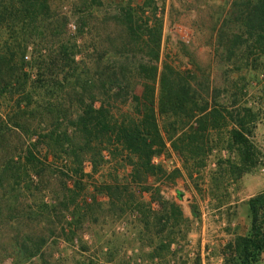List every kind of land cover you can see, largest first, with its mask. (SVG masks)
<instances>
[{
	"label": "rangeland",
	"instance_id": "rangeland-1",
	"mask_svg": "<svg viewBox=\"0 0 264 264\" xmlns=\"http://www.w3.org/2000/svg\"><path fill=\"white\" fill-rule=\"evenodd\" d=\"M239 1L242 0L53 1V10L67 16L70 30L75 34L78 28L81 31L83 37L76 34L77 44L83 56L92 55L88 66L91 71L117 67L131 74L151 76L149 71L154 68L158 77L163 71L174 72L192 86L203 84L215 90L214 104L219 109L205 117L198 115L200 104H169L163 114L156 110L162 146L152 163L160 170L141 185L149 189L141 199L130 197L143 204L145 217H140L139 222L136 214L127 209L121 219L111 221L106 217L101 230L83 224L73 235L76 225H68L72 220L69 215V219L63 217L59 183L47 179L36 184L26 178L18 183L13 179L1 183L0 264L235 263L236 245L250 230L249 200L264 194V39L235 49L227 59L228 39L239 27L238 21H232ZM127 7L131 8L136 31L145 34L142 41L131 39L118 23L121 19L117 17L121 18ZM39 22L28 26L0 21L1 72L9 71L1 59L5 43L17 37L37 39L39 29L33 28ZM221 28L227 36L222 41L218 33ZM30 53L31 48L26 53L29 59ZM100 56L105 65L96 62ZM156 83L154 96L158 99ZM147 85L151 88L152 81ZM141 88L138 87L139 94ZM7 105L8 102L0 105L2 115ZM112 108L118 120L134 118L137 113L129 100L112 104ZM245 110H249L247 115ZM236 111L245 116V130L252 144L254 158L247 165L241 164L238 147L231 141L235 125L229 116H235ZM37 140V136L29 139L11 132V146L19 148L15 160L23 157ZM46 141L35 143L40 160L50 154ZM52 159L50 154L48 160ZM53 164L55 170L64 169L57 157ZM127 164L126 153L116 148L103 153L95 167L85 161L82 186L90 200H107L98 194L100 185L129 179ZM245 169L248 171L241 172ZM68 186L73 188L72 183ZM163 201L179 207L186 225L175 219L159 233L160 227L154 225L159 217H154L153 211L162 207L173 211ZM50 204L56 205L51 213L46 208ZM119 207L116 205L113 211ZM259 214L262 216L264 211L260 209ZM146 218L149 226L143 225ZM33 244L40 250L31 257L27 250ZM257 264H264V254Z\"/></svg>",
	"mask_w": 264,
	"mask_h": 264
},
{
	"label": "trees",
	"instance_id": "trees-1",
	"mask_svg": "<svg viewBox=\"0 0 264 264\" xmlns=\"http://www.w3.org/2000/svg\"><path fill=\"white\" fill-rule=\"evenodd\" d=\"M53 1L0 0V21L27 23L29 26L40 20L39 26L33 28V31L39 29L37 39L14 38L5 43L1 54L2 63L5 62L9 71L1 72L0 64V99L4 100L0 105L8 102L4 108L6 114L0 113V184L12 179L18 183L23 178L36 184L50 179L59 183L63 217L69 219V215L73 222L71 220L68 225H76L73 235L83 224L101 230L107 223L106 217L111 221L121 219L128 213L127 209L136 214L135 219L139 222L140 217H145L143 204L131 198L141 199L149 191L141 185L160 170L152 163L159 154L157 149L162 146L156 110L163 114L169 104H200L198 115L205 117L219 109L214 104L217 92L203 84L192 86L174 72L167 74L163 71L158 77L154 68L149 71L151 76L142 72L131 74L117 67L91 71L88 66L92 55L83 56L77 44L76 34L80 35L81 31L78 28L75 34L70 30L67 16L60 10H53ZM236 6L238 9L232 15V21H238L239 27L228 39L227 59L235 49L264 39V0H242ZM121 15V18L117 17L121 19L118 23L126 35L142 41L145 34L136 31L131 8L123 9ZM218 33L220 41L227 37L222 28ZM79 37H83L82 34ZM30 48L29 59L26 53ZM97 60L105 65L102 56ZM26 68L30 71L27 72ZM150 80L153 83L151 88L147 85ZM155 81L159 85L158 99L154 96ZM138 87H143L140 94ZM128 100L135 105L137 113L134 118L129 116L118 120L112 104ZM245 113L247 115L249 110ZM229 117L235 125L231 141L238 147L241 164H251L254 154L245 130V116L236 111L235 116L230 113ZM11 132H18L23 138L37 136L38 140L47 139L45 144L53 157L52 162L48 160L50 154L44 160L36 156L35 143L38 140L26 149L23 157L18 156L15 160L19 148L11 146ZM113 148L126 153L129 179L100 185L98 194L107 200L100 202L94 197L90 200L82 186V164L91 162L95 167L102 161L103 153H110ZM56 157L61 159L64 169H54ZM69 183L73 188H69ZM162 204H169L173 211L170 213L165 207L153 211L155 213L149 210L154 217H159L154 222L160 227L159 233L175 219L186 225L187 220L177 205L170 201ZM116 205L120 207L113 211ZM53 207L56 205L50 204L46 208L51 213ZM249 209L250 230L236 245L234 264H257L264 254V214H259L260 209L264 211V194L250 199ZM147 218L144 226H149ZM39 250L40 247L33 244L27 251L33 257Z\"/></svg>",
	"mask_w": 264,
	"mask_h": 264
}]
</instances>
